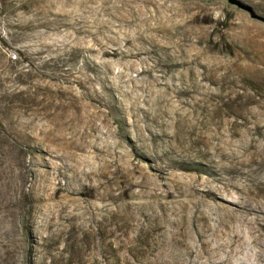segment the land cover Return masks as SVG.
<instances>
[{
    "label": "rangeland",
    "instance_id": "obj_1",
    "mask_svg": "<svg viewBox=\"0 0 264 264\" xmlns=\"http://www.w3.org/2000/svg\"><path fill=\"white\" fill-rule=\"evenodd\" d=\"M262 247L264 0H0V264Z\"/></svg>",
    "mask_w": 264,
    "mask_h": 264
},
{
    "label": "bare ground",
    "instance_id": "obj_2",
    "mask_svg": "<svg viewBox=\"0 0 264 264\" xmlns=\"http://www.w3.org/2000/svg\"><path fill=\"white\" fill-rule=\"evenodd\" d=\"M263 261H264V247L261 248L260 253L256 254V262L249 263L246 261V262H242L241 264H260Z\"/></svg>",
    "mask_w": 264,
    "mask_h": 264
}]
</instances>
